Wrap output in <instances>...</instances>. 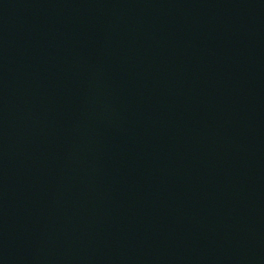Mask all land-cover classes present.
<instances>
[{"label":"water","instance_id":"95a60500","mask_svg":"<svg viewBox=\"0 0 264 264\" xmlns=\"http://www.w3.org/2000/svg\"><path fill=\"white\" fill-rule=\"evenodd\" d=\"M0 264H264V0H0Z\"/></svg>","mask_w":264,"mask_h":264}]
</instances>
